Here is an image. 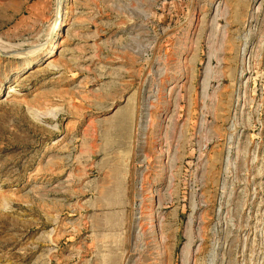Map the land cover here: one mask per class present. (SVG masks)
I'll return each instance as SVG.
<instances>
[{
    "label": "rangeland",
    "instance_id": "374dc122",
    "mask_svg": "<svg viewBox=\"0 0 264 264\" xmlns=\"http://www.w3.org/2000/svg\"><path fill=\"white\" fill-rule=\"evenodd\" d=\"M57 3L0 0V264H264V0H69L45 60Z\"/></svg>",
    "mask_w": 264,
    "mask_h": 264
},
{
    "label": "bare ground",
    "instance_id": "6f19581e",
    "mask_svg": "<svg viewBox=\"0 0 264 264\" xmlns=\"http://www.w3.org/2000/svg\"><path fill=\"white\" fill-rule=\"evenodd\" d=\"M68 2H69V0H61V1L58 0V3L56 4L57 5L56 17H55L54 23H53L52 28H51V32L53 33V37L51 38L50 42L48 43V45L50 46L51 49H49V51L46 52L45 60H50L54 57V54L56 52V44L60 39V35H61L66 23L69 21L67 16H63L64 18L62 16H60L61 12L65 9V7L69 6ZM42 47L45 48L47 46H46V44H44V46H42ZM18 52H19L18 49H16L14 46L0 42V53H2L4 55H8V56H16V55L20 54ZM32 54L33 53H31V52H27L26 54H20V55L31 56ZM38 62H40L39 59H35V60L33 59L31 61H28V62H26L24 69L28 70L31 67H33L35 64H37ZM8 89H9L8 90V96H9L10 94H12V90H11V88H8ZM1 92H2V90H0V94H1Z\"/></svg>",
    "mask_w": 264,
    "mask_h": 264
}]
</instances>
